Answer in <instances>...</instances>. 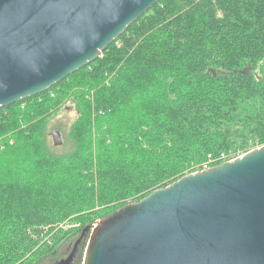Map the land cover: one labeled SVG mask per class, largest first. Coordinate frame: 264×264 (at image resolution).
<instances>
[{"label": "trees", "instance_id": "trees-1", "mask_svg": "<svg viewBox=\"0 0 264 264\" xmlns=\"http://www.w3.org/2000/svg\"><path fill=\"white\" fill-rule=\"evenodd\" d=\"M68 102L78 114L55 150L47 125ZM261 144L264 0H160L96 60L0 107V264H51L86 225L209 154Z\"/></svg>", "mask_w": 264, "mask_h": 264}, {"label": "water", "instance_id": "water-1", "mask_svg": "<svg viewBox=\"0 0 264 264\" xmlns=\"http://www.w3.org/2000/svg\"><path fill=\"white\" fill-rule=\"evenodd\" d=\"M159 1L0 0V107L96 60ZM88 231L82 264H264V144L107 213L51 264Z\"/></svg>", "mask_w": 264, "mask_h": 264}, {"label": "rangeland", "instance_id": "rangeland-1", "mask_svg": "<svg viewBox=\"0 0 264 264\" xmlns=\"http://www.w3.org/2000/svg\"><path fill=\"white\" fill-rule=\"evenodd\" d=\"M163 1L167 2L168 0H163ZM61 86H59L57 88H53L50 93H46V94L40 96V98L31 99L30 101L17 103L16 105L11 107V110L12 111H16L17 109H24L25 107H27V105L29 103L32 104V103L39 102V101H41L43 99L52 98V96H55V95H57L59 93V89H60ZM77 114H78V112H77L76 106H74L72 104V102H68L63 108H61L58 111V113L55 116L53 115V117H51V119H50V121L48 122V125H47L48 140L53 145V147H55L54 148L55 150H58V149L62 148L63 139L67 138L65 135H67V132L69 130V125L74 120V118L77 117ZM57 128H60V130L57 129ZM57 130L60 132L61 139H58L59 142L54 144L55 143V136H56L55 134H56ZM257 146H260V145H256V146H254L252 148H255ZM244 153L245 152H243V153L239 152L237 155H242ZM65 222H68V221H65ZM94 222H91V223H94ZM73 223H76V222L73 221ZM89 232L90 231L86 232V234L83 236V240L85 238H89V234H90ZM39 264H49V262H48V260H44V261H41Z\"/></svg>", "mask_w": 264, "mask_h": 264}, {"label": "built area", "instance_id": "built-area-1", "mask_svg": "<svg viewBox=\"0 0 264 264\" xmlns=\"http://www.w3.org/2000/svg\"><path fill=\"white\" fill-rule=\"evenodd\" d=\"M237 156H239V155H233V154H228V153H224V152H222L216 156L209 154L207 160L202 164L200 169L209 167V166L217 164V163H221L225 160H232Z\"/></svg>", "mask_w": 264, "mask_h": 264}]
</instances>
